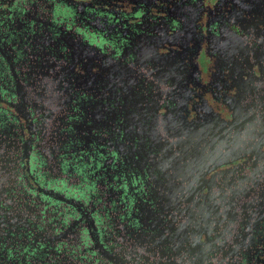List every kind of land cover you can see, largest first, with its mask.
<instances>
[{
	"label": "flooded vegetation",
	"instance_id": "af4514ba",
	"mask_svg": "<svg viewBox=\"0 0 264 264\" xmlns=\"http://www.w3.org/2000/svg\"><path fill=\"white\" fill-rule=\"evenodd\" d=\"M261 71L264 0H0V264H264Z\"/></svg>",
	"mask_w": 264,
	"mask_h": 264
},
{
	"label": "water",
	"instance_id": "95a60500",
	"mask_svg": "<svg viewBox=\"0 0 264 264\" xmlns=\"http://www.w3.org/2000/svg\"><path fill=\"white\" fill-rule=\"evenodd\" d=\"M261 75L264 77V72H260ZM248 92H250V97L248 98V102L246 101V97L240 98V100L237 102V105L235 106V111H234V121L232 124H230V130L234 132L233 139L234 140H240L241 136L245 140L249 141H255V140H263L262 136L263 135V127L259 122L256 120L254 117L253 112H248L245 111L243 113V107L246 110H259L260 108L264 109V97L259 96L258 94V88L256 87H248ZM259 91H264L263 89ZM244 101L246 104L245 106H242L241 103ZM248 113L251 114V118H248ZM260 113V117H262ZM244 116V117H243ZM180 139V135H178V140Z\"/></svg>",
	"mask_w": 264,
	"mask_h": 264
}]
</instances>
